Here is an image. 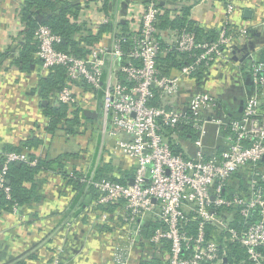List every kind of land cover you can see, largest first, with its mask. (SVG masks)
<instances>
[{
    "label": "built area",
    "instance_id": "2783aa9c",
    "mask_svg": "<svg viewBox=\"0 0 264 264\" xmlns=\"http://www.w3.org/2000/svg\"><path fill=\"white\" fill-rule=\"evenodd\" d=\"M160 1L133 3L123 22L127 23L126 30L115 18L94 17L101 11V1L88 3L92 9L82 3L78 22H85L93 30L100 24L115 26L108 39L93 46L84 58L57 49L63 39L49 26L39 24L33 32L35 56L40 60L42 73L48 74L53 67L65 70L66 84L54 100L81 111L93 109L91 103L97 104L95 94L100 90L95 122L102 144L106 139L112 140L114 153L136 161L126 183L93 180L97 165L86 173L87 184H92L98 193L94 205L116 204L120 209L122 227L113 259L126 264L143 238V222L152 220L159 225L148 238H143L150 252L143 259L159 258L166 264H264V112L259 99L257 95L248 97L239 117L228 121L214 116L204 119L205 112L217 109V101L197 87L192 78L200 68L226 58L225 49L245 31L232 35L224 26L216 40L204 41L187 27L161 30L157 24L162 12ZM194 3L199 0L189 4ZM175 6V1H166L171 18L180 14ZM225 10L232 14V0H226ZM170 51L189 56V62L178 74H163L158 66L159 55ZM15 55L16 51H10L11 57ZM251 56L249 72L257 92L264 94V62H256ZM81 82L88 85V90H82ZM188 84L193 87L187 94ZM209 122L228 130L226 149L214 156L205 153L202 143ZM93 126L92 122L83 123L82 129ZM187 126L200 132L198 148L192 156L172 147L178 143V129ZM3 156L0 189L10 199L6 181L9 163L35 165L37 160L28 159L26 150L7 151ZM245 169L251 177L240 185L236 175ZM9 213L18 215L17 203H12ZM107 219V214H103L102 220ZM232 245L244 248L243 259L228 257ZM53 254L47 264H63L62 250L56 249Z\"/></svg>",
    "mask_w": 264,
    "mask_h": 264
},
{
    "label": "crops",
    "instance_id": "0c3cea01",
    "mask_svg": "<svg viewBox=\"0 0 264 264\" xmlns=\"http://www.w3.org/2000/svg\"><path fill=\"white\" fill-rule=\"evenodd\" d=\"M21 1L0 0V52L8 49L15 52L18 42H23L21 32L25 26L18 12ZM77 1L80 2V7L82 3H87L88 9L93 7L88 4L91 2L101 1L102 6L104 4L103 0ZM136 1L105 0L108 13L102 7L100 13L94 14V17L108 16L122 24L129 8ZM166 1L161 0L160 5H166ZM191 1L178 2L189 8L186 18L197 23L202 32L219 31L224 26L232 35L238 34V30L245 31L244 35L237 36L225 49L226 58L218 59L202 73L201 79L197 78L199 83L196 86L212 94L217 101V109L205 112L203 118L210 119L214 116L228 121L239 117L242 113L241 101L245 103L253 95H257L260 108L264 112V94L257 92L258 87L249 72L251 55L258 58L264 52V0H232L234 10L231 15L226 13V0H199V3L193 5L189 4ZM175 8L180 10V14L171 18L168 12L170 20L183 14L180 4ZM110 24L112 32L115 26ZM168 28L180 30L182 27L167 26L166 29ZM39 75H44L41 63L29 71L14 64L0 69V156L5 144L16 145L22 140L37 136L43 141L36 154L42 157L76 153L78 158L71 159L69 167L76 166L87 173L99 163L111 160L118 169L117 172L127 169L132 174L136 161L114 153L111 150L112 140L106 139L102 144V136L95 122L97 118L89 121L84 117L80 122L81 134L77 136L83 141L88 138L86 133L89 130V136L96 140L98 150L92 164H88L86 154L80 153V149H68V143L72 139L76 141L77 134L66 138L60 129L53 134L44 130L47 117L42 113L43 100L36 88ZM192 87L193 85H189L187 94ZM99 102L100 98H97L95 107H90L96 108L97 113ZM91 121L93 127L82 129L83 123L90 124ZM184 131V135L178 138L175 150L192 156L198 148L200 132L191 126H187ZM202 143L208 156H214L227 147L223 130L213 122L205 126ZM76 147L80 148L79 144ZM240 173L237 181L240 185H245L251 172ZM36 181L42 195L40 200L21 207L18 215L0 213V264H45L51 254L49 248L62 250L63 264H118L113 259V250L120 232L117 231V226L114 229L115 225L110 222L108 215L107 221L102 220L105 213L91 202V195L80 193L58 173L41 171ZM143 238L139 240L140 245L131 251L126 264H139L141 259L150 254L148 247L141 245ZM31 255L35 258H29ZM160 261L166 263L163 259Z\"/></svg>",
    "mask_w": 264,
    "mask_h": 264
},
{
    "label": "trees",
    "instance_id": "16d2710c",
    "mask_svg": "<svg viewBox=\"0 0 264 264\" xmlns=\"http://www.w3.org/2000/svg\"><path fill=\"white\" fill-rule=\"evenodd\" d=\"M175 1L176 5L180 4V8L183 10V14L174 18L169 19V11L166 5H160L162 12L158 16L157 24L161 30H165L167 26L170 27H187L196 33V37L204 41H214L218 37V31L202 32L201 28L197 23L190 21L186 18L189 8L185 7L183 3ZM103 11L108 13V7L105 0H103ZM179 6V5H178ZM80 2L77 0H22L18 12L21 21L24 23V29L21 32L23 35V42H18L16 55L11 57L10 51L5 50L0 52V69L6 68L10 64L22 67V70L29 71L32 67L40 65V60L35 56L36 44L33 41L34 29L39 24H44L50 27V29L62 37V41L57 45V49L62 51L70 52L78 57H87L93 46L100 43L104 38L108 39V35L112 29L110 23L100 24L96 30L91 29L85 22H78L77 15L80 9ZM123 29H127V23H122ZM169 29V28H168ZM189 56L186 53H178L176 51H170L165 54H161L158 57V66L163 74H178L183 65L189 62ZM10 61V62H9ZM264 62V52L256 57V62ZM8 64V65H7ZM208 68H200L196 71L195 82L199 83V79L202 77ZM194 78V77H193ZM191 81H194L191 80ZM66 84L65 70L61 67H53L49 70L48 74L39 75L37 90L40 99L46 100L45 106H42V113L47 117V123L44 130L47 133L53 134L58 129L64 133L74 136L80 133V122L85 119L82 116V111L75 108L67 103L56 102L54 95L63 88ZM82 90H88L87 84L84 82L80 83ZM97 98L101 96V91H96ZM95 107L94 103H91ZM90 121V119H87ZM93 122V121H91ZM186 129V128H185ZM165 131H169L168 128ZM179 138L184 135V127L178 129ZM188 132V130H187ZM192 132V131H190ZM169 141H173L169 136ZM225 136L228 134V130H223ZM193 136V135H192ZM194 137V136H193ZM42 138L32 137L27 140H22L20 143L5 144L0 156V169L3 164L4 156L3 153L7 151H27L28 159L32 160L36 158L37 163L30 165L27 162H11L8 165L6 171L7 185L10 187V199H7L0 189V213L10 212L12 203H17L19 209L24 206H28L41 199L42 195L39 192V186L36 181V177L41 171H49L52 173L61 174L69 184L77 189L80 193H88L91 195L92 203L98 198V193L92 184H87L85 178L89 175L82 171L81 168L76 166L69 167V161L71 159L78 158L76 153H63L56 157H42L36 154V150ZM173 149H176L175 145H172ZM177 152V150H175ZM92 179H109L118 183H126L129 177L132 175L129 170H121L117 172V168L111 160L99 163L94 169ZM120 171V169H119ZM247 169L242 170L240 174H243ZM89 173V171H88ZM238 175V174H237ZM236 175V177H237ZM98 209L106 213L109 217L110 222L112 221L117 226V231L122 227V220L119 213V208L116 204L109 206H96ZM107 217V218H108ZM159 225L158 221H144L142 224V235L144 238H148L152 230ZM120 234V233H119ZM116 242V240H114ZM113 241V242H114ZM114 242V243H115ZM142 246H148L143 240ZM51 254L47 258L45 264H47L52 258L53 253L56 251L50 249ZM233 257L236 260L243 259L245 257L244 248L240 245L229 246V258ZM29 258H35L34 255ZM26 260V259H25ZM63 261V259H62ZM64 262V261H63ZM139 264H164L159 258L141 259ZM166 264V263H165Z\"/></svg>",
    "mask_w": 264,
    "mask_h": 264
},
{
    "label": "rangeland",
    "instance_id": "374dc122",
    "mask_svg": "<svg viewBox=\"0 0 264 264\" xmlns=\"http://www.w3.org/2000/svg\"><path fill=\"white\" fill-rule=\"evenodd\" d=\"M81 133H78L75 137H76V141H74L75 139H72V142H69L68 143V149L70 150H74V151H77L78 149H80V153L84 152L86 154V158H87V162L88 164H92L95 157H96V154H97V150H96V147H97V142L95 139L91 138L89 136V130L87 131V136L88 138H86L85 140H81L79 136ZM79 144V147L80 148H77L76 145Z\"/></svg>",
    "mask_w": 264,
    "mask_h": 264
},
{
    "label": "water",
    "instance_id": "95a60500",
    "mask_svg": "<svg viewBox=\"0 0 264 264\" xmlns=\"http://www.w3.org/2000/svg\"><path fill=\"white\" fill-rule=\"evenodd\" d=\"M249 80L252 81L251 78H249ZM42 104L45 106L46 105V100H43ZM243 106H244V102L241 101V106H240V111L241 112H242ZM82 116L85 117V118H88V119H96L97 116H98V113L95 110H92V109H84V110H82ZM134 228H135V226H134Z\"/></svg>",
    "mask_w": 264,
    "mask_h": 264
}]
</instances>
